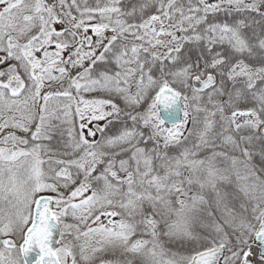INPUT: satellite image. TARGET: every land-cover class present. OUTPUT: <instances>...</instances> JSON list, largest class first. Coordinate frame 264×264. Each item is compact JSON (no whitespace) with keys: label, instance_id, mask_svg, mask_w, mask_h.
Wrapping results in <instances>:
<instances>
[{"label":"snow or ice","instance_id":"snow-or-ice-1","mask_svg":"<svg viewBox=\"0 0 264 264\" xmlns=\"http://www.w3.org/2000/svg\"><path fill=\"white\" fill-rule=\"evenodd\" d=\"M0 264H264V0H0Z\"/></svg>","mask_w":264,"mask_h":264}]
</instances>
